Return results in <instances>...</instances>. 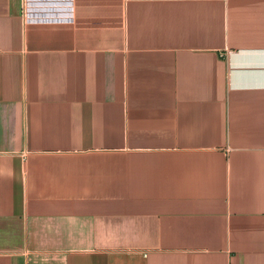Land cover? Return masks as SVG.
I'll return each instance as SVG.
<instances>
[{"label":"crops","instance_id":"0c3cea01","mask_svg":"<svg viewBox=\"0 0 264 264\" xmlns=\"http://www.w3.org/2000/svg\"><path fill=\"white\" fill-rule=\"evenodd\" d=\"M0 264H264V0H0Z\"/></svg>","mask_w":264,"mask_h":264}]
</instances>
